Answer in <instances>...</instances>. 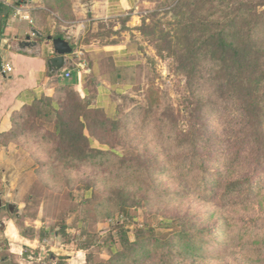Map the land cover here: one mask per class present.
<instances>
[{
	"label": "rangeland",
	"instance_id": "374dc122",
	"mask_svg": "<svg viewBox=\"0 0 264 264\" xmlns=\"http://www.w3.org/2000/svg\"><path fill=\"white\" fill-rule=\"evenodd\" d=\"M95 1L45 0L32 13L43 38L73 52L74 26L86 44L119 37L127 54H102L86 94L60 82L7 138L4 215L36 243L2 239L0 264H264V0H141L134 25L95 18ZM223 26L247 46L233 73L244 84L230 91L212 37ZM97 80L111 83L99 103ZM242 119L260 192L246 202L223 190L229 121L238 132Z\"/></svg>",
	"mask_w": 264,
	"mask_h": 264
},
{
	"label": "crops",
	"instance_id": "0c3cea01",
	"mask_svg": "<svg viewBox=\"0 0 264 264\" xmlns=\"http://www.w3.org/2000/svg\"><path fill=\"white\" fill-rule=\"evenodd\" d=\"M140 1L103 0L101 4L95 1L90 9L95 18L101 14L102 18L113 21L116 18L129 16L127 24L133 22L132 25H134L138 21L139 16L136 11L139 9ZM44 3L45 0H0V136L9 135L13 130L15 119L19 116L23 117L27 110L44 96L53 94L60 82L67 81L76 88L80 87L81 91L86 94L87 90H85V86H82L86 84L83 81L85 75L93 73L100 76L99 74L104 73L99 63L102 54H112L113 56L127 54L121 46L123 43L120 42L119 37L114 41L118 42L115 44H112L113 41L110 40L108 44L102 46L97 38L86 44L80 39V36L84 37L85 33L83 34L80 29L77 30L74 26L67 27V34L76 37L75 41L78 47L67 57L66 67L57 74H51L48 71L46 60L54 55L51 42L47 41L48 36L44 39L42 33L39 32L42 37L33 39L31 35V31L37 29L34 23L35 16H32V13L35 14L36 11L45 9ZM115 24V28H117L118 23ZM28 36L31 40L37 41L38 46L33 50H19L18 43ZM86 58L89 60L88 62ZM5 63L12 70L3 75L1 69ZM66 71L71 73L68 79H65ZM110 87V82L97 80L95 98L98 103L100 99H104L109 94ZM14 151L15 149L11 145L0 143V188L3 189L2 194H5L4 190L8 189L10 184L6 179V174L9 172H7L9 170L7 166L14 164ZM16 151L17 156L21 158L20 150ZM17 173L20 174L18 166ZM9 206L11 205H8V208ZM5 207L4 200L0 198V243L3 239L9 248L10 242L13 247L28 246L31 248L36 241L21 237L18 231H14L12 222L4 215ZM0 250L2 249L0 248Z\"/></svg>",
	"mask_w": 264,
	"mask_h": 264
},
{
	"label": "trees",
	"instance_id": "16d2710c",
	"mask_svg": "<svg viewBox=\"0 0 264 264\" xmlns=\"http://www.w3.org/2000/svg\"><path fill=\"white\" fill-rule=\"evenodd\" d=\"M225 27L226 26H223L222 28H217L218 31H216L215 35L212 37L214 38L215 52L222 57V61H229V80L227 81V84L229 85L230 91L232 90V88H235L234 86L240 87L244 84L243 79L235 78L233 73H235L237 76H243L244 71L246 70L245 68H247L245 63V59H247V46L236 44L234 41L229 40V31L226 30ZM55 38L61 37L56 36ZM40 102L41 100L35 103V105L39 104ZM33 107L34 105L30 108ZM26 114L23 117L19 116L20 118L18 117L15 119L13 130L7 136H0V138H2L0 139V143L8 144L9 139L7 138H9L10 135L15 133L19 121L24 119ZM242 121L244 120L242 119L241 122H239L238 124L240 130L238 132L234 128L235 126L232 125L231 121H229V142H226L225 149V155L229 159L225 174H227V176L229 177V181L223 183V190L232 197H235L237 199L241 198L242 201L246 202L251 197L255 199V197H257L260 192L254 194V186L250 184L251 177L254 175L251 170H248V168L246 167L247 165L244 163L247 156V152L249 150L253 152V149L251 147L245 146L246 141L249 137L247 134L244 133H247L246 126H249V123L245 122L243 124ZM70 141L72 142L71 137ZM262 190L264 191V188Z\"/></svg>",
	"mask_w": 264,
	"mask_h": 264
},
{
	"label": "water",
	"instance_id": "95a60500",
	"mask_svg": "<svg viewBox=\"0 0 264 264\" xmlns=\"http://www.w3.org/2000/svg\"><path fill=\"white\" fill-rule=\"evenodd\" d=\"M31 33L37 38L40 39L42 36L41 34L36 31L32 30ZM47 41L51 42V47H52V54L54 56L48 58L46 60V65L48 68V71L52 74H57L60 71H62L68 62L67 57L73 52L70 44L65 41L62 38H52L51 36L47 37ZM38 46V42L31 40L30 37L28 36L25 40L20 41L18 43V48L19 50H33ZM10 212H13V207L9 206ZM43 248L41 249V252H43Z\"/></svg>",
	"mask_w": 264,
	"mask_h": 264
},
{
	"label": "built area",
	"instance_id": "2783aa9c",
	"mask_svg": "<svg viewBox=\"0 0 264 264\" xmlns=\"http://www.w3.org/2000/svg\"><path fill=\"white\" fill-rule=\"evenodd\" d=\"M11 67L8 65V64H3V67H2V69H1V73L3 74V75H5L6 73H10L11 72ZM70 76H71V73H70V71H66L65 72V79H68V78H70Z\"/></svg>",
	"mask_w": 264,
	"mask_h": 264
}]
</instances>
